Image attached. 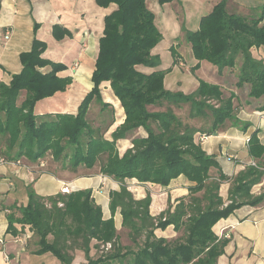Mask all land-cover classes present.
<instances>
[{"label":"trees","instance_id":"16d2710c","mask_svg":"<svg viewBox=\"0 0 264 264\" xmlns=\"http://www.w3.org/2000/svg\"><path fill=\"white\" fill-rule=\"evenodd\" d=\"M111 2L116 8L104 17L93 86L75 114L33 112L37 100L65 90L71 81L57 75L65 65L41 56L45 45L36 38L28 51L19 54L21 69L11 74L9 82L0 81V155L37 164L48 157L60 167L100 172L118 181L120 186L109 191L111 216L103 217L91 189L42 196L28 186L27 202L17 208L20 215L8 214L7 230L16 234L14 222L27 226L36 246L32 253H50L58 264H78L77 257H82L80 264H217L226 238L214 232L215 223L241 205L264 200V142L254 130L248 139L254 164L234 176L225 174L199 138L226 121L242 125L234 113L235 94L223 97L220 85L202 79L189 93L166 89L163 78L170 68H160L155 48L162 34L146 0H96L100 6ZM252 10L249 15L228 12L221 0L201 17L197 29L185 31V40L196 60L192 72L200 61L218 72L237 67L236 86L247 83V95L257 99L264 96V62L252 55L251 48L264 46V10ZM169 51L177 56L172 46ZM46 65L51 69L41 72L39 68ZM103 82L124 113L111 139L104 137L106 127L94 126L86 117L93 99L106 105L100 92ZM183 104H188V120L210 115L209 126L183 121L175 110ZM138 129L140 134L120 154L117 139ZM180 175L192 183L187 196L174 204L168 200L158 215L149 211V193L135 198L125 184L126 179H135L167 186ZM262 181V190L254 194L253 186ZM223 182H229L226 201L219 193ZM116 210L121 215L119 229L113 219ZM168 226L170 236L158 235ZM92 250L95 256L90 255Z\"/></svg>","mask_w":264,"mask_h":264},{"label":"crops","instance_id":"0c3cea01","mask_svg":"<svg viewBox=\"0 0 264 264\" xmlns=\"http://www.w3.org/2000/svg\"><path fill=\"white\" fill-rule=\"evenodd\" d=\"M220 1L146 0V5L153 12L155 24L162 34V40L156 46L155 52L159 54V48H166L167 44L164 40L166 37L177 38L178 35L183 34L185 38V31L197 29L201 17L209 13ZM224 1L228 12L242 13L238 9L246 7L264 10V0ZM175 5L178 9L174 8ZM165 7L169 12L163 10ZM115 8L116 4L113 2L107 6H100L96 0H0V81L9 82L11 74L21 69L19 54L28 51L32 40L36 38L45 45L41 56L50 62L65 65L66 68L57 75L69 76L71 81L65 90L56 91L51 96L37 100L33 112L36 115L75 114L81 101L93 86L91 75L97 55L98 40L102 35L104 17ZM6 34L7 38H5ZM251 53L264 62V46L252 47ZM189 57L192 68L196 60L190 55ZM200 66L203 69L209 67L211 71H218L206 61H200L199 67L194 72L189 68L195 75L193 88L197 87L198 79H202L220 85L223 91L225 83H219L216 78L209 79L199 75ZM50 69L49 65L39 68L41 72ZM225 71H229L234 77V87L231 91L235 94L233 101L241 104L236 117L242 125L229 123L210 135L202 134L199 140L202 148L218 160L223 172L234 176L253 161L248 155V142L245 139L257 130L258 138L264 142V109H260L264 104V96L255 99L246 95L241 99L238 91L243 87L248 88L249 85L244 83L239 87L236 86L237 67L223 69L217 78L223 79ZM103 85H105L104 89L109 87L107 82L101 83L100 86ZM193 88L191 91L194 90ZM110 91L108 93L105 90L101 95L102 102L106 105L103 106L93 99L86 114L87 118L94 120L92 122L94 126L107 128L104 133L106 139H111L110 132L124 119L123 109L111 89ZM248 91L249 89L247 93ZM115 108H117V118H115ZM140 132L139 129L135 130L129 138L117 139L116 143L121 146V150L127 148L131 138L139 135ZM8 160L7 164L0 165V231L3 236V243L0 245V264H58L57 259L50 253L42 255L32 253L36 246L30 240V230L27 226L21 228L19 223L14 222L16 234L7 230L8 214L12 213L18 217L20 213L17 208L27 202L28 186L42 196L59 193L60 188L66 185L69 192L91 189L92 197L101 207L103 217L111 216L109 191L120 186L118 181L100 172L87 173L81 169L73 171L71 168L60 167L47 157L40 160L39 164L25 158ZM125 184L135 198H142L149 193L151 198L149 211L152 215H158L167 207L168 200L174 204L176 199L185 198L188 194L187 187L192 183L180 175L171 180L167 186L140 183L135 179H126ZM262 186L263 181L254 185V194H259ZM228 187L229 182H223L219 188V193L225 201ZM113 219L116 229H119L121 215L118 210L113 214ZM213 230L218 237L226 238L224 252L218 257L217 264H264V200L257 205H241L228 217L218 220ZM157 233L170 236L172 226L158 230ZM90 255H93V250L90 251ZM79 259L82 262V257H77L75 260L78 264L81 263Z\"/></svg>","mask_w":264,"mask_h":264},{"label":"rangeland","instance_id":"374dc122","mask_svg":"<svg viewBox=\"0 0 264 264\" xmlns=\"http://www.w3.org/2000/svg\"><path fill=\"white\" fill-rule=\"evenodd\" d=\"M177 5L174 6L175 9H178L176 7ZM167 7L163 8V10L165 12H167L168 10L166 9ZM181 8H179L180 10ZM250 8L246 7L245 9H238L240 10V12H242L243 14L249 15L250 13H252L254 10L249 11ZM169 12V11H168ZM179 19L181 20V14L179 16ZM192 26V24H191ZM190 26V27H191ZM179 37L177 38H169L166 37L165 43L167 44L166 48H159V57H160V68L161 69H168L166 70V73L164 75L163 78V84L164 87L170 91H191V89L193 88V84L195 81V75L192 74L189 70L190 68V57L191 53L189 54V46H187L189 43H185V38L183 37V34L178 35ZM169 38V39H168ZM164 44V43H163ZM172 46L173 48H175L176 57H172L169 49ZM173 60L175 63H173ZM205 64V63H204ZM210 64V63H209ZM206 66V65H205ZM210 66H212L210 64ZM213 67V66H212ZM211 68V67H210ZM210 73H211V77H210ZM199 75H201L202 77H207L209 79H213L216 78L217 80H219L218 82L221 83H225V87H223V97H227L231 91V89H233V85H234V77L233 75H231L229 73V71H225V76L223 77V79H219L217 78L218 75H220V72L218 71H211L209 70V67H205L203 69L202 66H200L199 68ZM107 86V85H106ZM105 85L100 86V92L101 95L103 94V91L107 90V92H111L109 87H106V89H104ZM108 88V89H107ZM194 89V88H193ZM249 89L246 87H243L242 89H240L238 91L239 96H241L240 98H245L247 95V90ZM183 92V93H184ZM105 94V92H104ZM234 104V113H236L237 111L240 110V103L238 104L236 101H233ZM119 106V105H118ZM177 111V115L180 116V118L183 121H188V122H192L194 125L199 126L201 128H207L209 126L210 123V115H208V117H204V119H196V120H188L189 118H187V113H188V104H183L181 105L180 108L175 109ZM118 114H117V108H115V118H117ZM89 122H93L94 120L91 118H87ZM93 124V123H91ZM225 124H229V121H226ZM94 125V124H93ZM111 134V132H110ZM131 133H129L125 138H129ZM116 147L118 149V151H120V153H123L124 149L121 150V146L119 144L116 143ZM48 158V157H47ZM32 240V239H30ZM94 252V251H93ZM93 256H95V252L93 254Z\"/></svg>","mask_w":264,"mask_h":264},{"label":"built area","instance_id":"2783aa9c","mask_svg":"<svg viewBox=\"0 0 264 264\" xmlns=\"http://www.w3.org/2000/svg\"><path fill=\"white\" fill-rule=\"evenodd\" d=\"M8 37V35L6 34V36H5V38H7ZM248 139L249 138H246L245 140H246V142H248ZM9 162V160H7L4 156H1L0 155V165H3V164H7ZM249 164H254V161H251V162H249ZM60 192L61 193H68L69 192V190H68V186L66 185V186H63V187H61L60 188ZM227 236V235H226ZM3 243V236H2V233H1V231H0V245Z\"/></svg>","mask_w":264,"mask_h":264}]
</instances>
